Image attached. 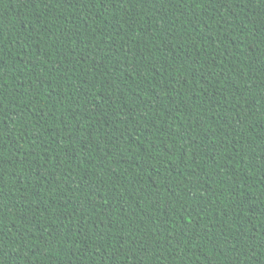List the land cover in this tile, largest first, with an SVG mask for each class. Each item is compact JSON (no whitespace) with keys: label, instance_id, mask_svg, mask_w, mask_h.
<instances>
[{"label":"trees","instance_id":"obj_1","mask_svg":"<svg viewBox=\"0 0 264 264\" xmlns=\"http://www.w3.org/2000/svg\"><path fill=\"white\" fill-rule=\"evenodd\" d=\"M0 264H264V0H0Z\"/></svg>","mask_w":264,"mask_h":264}]
</instances>
